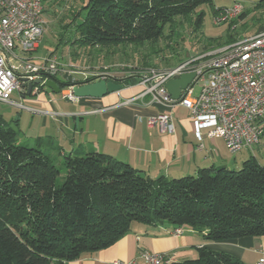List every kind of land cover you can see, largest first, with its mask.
Segmentation results:
<instances>
[{
    "label": "trees",
    "instance_id": "1",
    "mask_svg": "<svg viewBox=\"0 0 264 264\" xmlns=\"http://www.w3.org/2000/svg\"><path fill=\"white\" fill-rule=\"evenodd\" d=\"M83 2L68 23L75 27L73 40L62 41L102 50L155 45L176 18H191L201 6L213 5V0ZM227 9L214 10V17ZM203 17L194 21V30ZM244 17L243 12L239 18ZM236 40L230 35L224 45ZM216 47L210 44L206 51ZM139 77L114 79L131 86ZM51 79L62 92L96 81ZM37 87L38 93L47 91ZM16 127L0 118V264H69L114 245L135 224L193 228L210 242L264 237V165L255 157L240 171L202 168L196 176L167 181L93 149L72 155L62 154L50 138L20 143ZM179 264L245 263L203 249L197 260Z\"/></svg>",
    "mask_w": 264,
    "mask_h": 264
},
{
    "label": "crops",
    "instance_id": "2",
    "mask_svg": "<svg viewBox=\"0 0 264 264\" xmlns=\"http://www.w3.org/2000/svg\"><path fill=\"white\" fill-rule=\"evenodd\" d=\"M256 8L263 15L255 31L258 33L264 30V0ZM244 14L241 20H246L247 14ZM247 36H236L235 39ZM40 48L41 45L31 54L34 62L55 51L47 48L42 55ZM60 62L63 66L70 65L68 61ZM60 77L63 79L62 75ZM126 77L118 75L116 78ZM42 92L32 93V96L18 93V102L33 114L34 121L38 120V137L55 141L62 148V154L74 155L93 149L143 170L153 179L167 181L196 176L202 168H230L232 165L223 139L205 137L199 140L188 110L181 106L171 110L153 102L150 95H143L145 88L140 82L100 99L74 97L67 107L57 99H46ZM64 92L68 90L62 95ZM46 94L50 95V92ZM49 97H53L52 93ZM128 100H134L133 104L125 105ZM171 112L174 114L173 133L162 132L158 126H148L150 117ZM175 229L170 224H135L132 231L114 245L69 264H123L139 258L144 251L168 253L172 264L197 260L203 249L232 255L245 264H258L264 257V237L210 242L197 229L183 227L181 236H173L171 233Z\"/></svg>",
    "mask_w": 264,
    "mask_h": 264
},
{
    "label": "built area",
    "instance_id": "3",
    "mask_svg": "<svg viewBox=\"0 0 264 264\" xmlns=\"http://www.w3.org/2000/svg\"><path fill=\"white\" fill-rule=\"evenodd\" d=\"M243 11V5L235 2L215 17L214 23L232 22ZM45 30L43 0H0V104L24 109L22 103L13 99L15 93L26 94L24 79L33 83L42 78L45 82L62 75L64 80L74 81L75 75H81L84 80L92 77L96 81H110L122 74L63 66L52 53L34 62L31 54L38 49ZM192 73L194 80L179 100H173L166 84ZM140 85L145 88L143 95H150L153 102L171 110L178 106L188 110L199 140L223 139L232 155L251 149L264 138V30L189 58L170 69H148L141 76ZM196 85L201 86L198 94ZM72 87L64 92L63 98L74 99ZM36 92L37 86L32 93ZM133 101L128 100L125 105H132ZM173 116V112L159 114L150 117L147 124L173 133ZM183 232V228H176L171 234L181 236ZM123 264H172V257L168 253L144 251L139 258ZM258 264H264V257Z\"/></svg>",
    "mask_w": 264,
    "mask_h": 264
},
{
    "label": "rangeland",
    "instance_id": "4",
    "mask_svg": "<svg viewBox=\"0 0 264 264\" xmlns=\"http://www.w3.org/2000/svg\"><path fill=\"white\" fill-rule=\"evenodd\" d=\"M84 0H44V19L46 21V30L41 40L39 54H44L45 49L53 48V55L59 60L70 62V65L84 68L85 70L105 69L109 72H121V75L143 76L148 69L165 70L189 58L195 57L206 51V46L216 47L228 42L229 36L241 37V35H252L256 33L262 13H259L257 6L261 0H213V5H203L197 13L188 18L178 17L173 24H168L164 29V37L153 44H144L137 46L128 44L125 46L114 47L110 49L101 48H81L77 45H71L63 40H73L75 27H68V23L76 16L82 8ZM235 2L243 5L247 14L246 20L237 18L232 22L217 25L214 23V10L220 8H230ZM204 13L203 22L200 30H194V21L198 20L199 15ZM197 17V18H196ZM231 30V31H230ZM72 36V37H70ZM69 37V38H68ZM65 42V43H64ZM214 48V49H216ZM208 51V50H207ZM206 51V52H207ZM48 55V54H47ZM46 55V56H47ZM67 60H66V59ZM68 66V65H67ZM75 78H84L81 75H75ZM141 78L139 77V80ZM201 90L200 85L195 86L196 94ZM67 91V90H65ZM46 92H50L47 89ZM42 92L47 98H54L60 101L62 106H69V100L63 98L61 94L50 95ZM53 97H49L51 96ZM15 101L20 100L18 93L13 95ZM66 106V107H67ZM0 118H3L8 124L16 127L20 131V143L32 144L40 135L38 120L34 121L33 114L27 109H19L10 104H0ZM20 119L17 123L16 120ZM25 131V132H24ZM61 162L62 157L54 153ZM232 165L229 169L240 171L243 169L244 162L255 157L258 163L264 165V138L260 145L244 150L236 155L230 154Z\"/></svg>",
    "mask_w": 264,
    "mask_h": 264
},
{
    "label": "water",
    "instance_id": "5",
    "mask_svg": "<svg viewBox=\"0 0 264 264\" xmlns=\"http://www.w3.org/2000/svg\"><path fill=\"white\" fill-rule=\"evenodd\" d=\"M195 74H184L178 79L169 81L166 84V89L169 95L175 101L179 100L182 92L191 84L194 80ZM23 80L24 88L27 89L26 95L31 96L33 88L35 86H44L45 88L52 91L54 94H61L62 89L59 85L52 79H48L45 82L42 78H38L33 83L26 82ZM125 88V86L117 79H112L110 81L100 80L84 85H76L72 87L73 94L76 98H96L100 99L108 94L120 92Z\"/></svg>",
    "mask_w": 264,
    "mask_h": 264
}]
</instances>
